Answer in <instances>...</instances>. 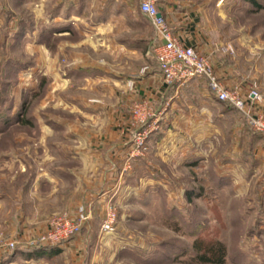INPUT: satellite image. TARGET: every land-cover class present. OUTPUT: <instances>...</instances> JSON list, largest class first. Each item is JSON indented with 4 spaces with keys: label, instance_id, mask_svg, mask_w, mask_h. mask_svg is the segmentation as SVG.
<instances>
[{
    "label": "rangeland",
    "instance_id": "374dc122",
    "mask_svg": "<svg viewBox=\"0 0 264 264\" xmlns=\"http://www.w3.org/2000/svg\"><path fill=\"white\" fill-rule=\"evenodd\" d=\"M185 2L251 80L246 92L264 101V0ZM153 42L138 0H0V237L17 241L0 248V264L81 208L87 219L72 237L86 236L82 246L98 249L102 264H201L197 239L222 242L223 264H264V184L250 174L261 164H245L251 147L230 119L202 156L174 142L184 154L172 160L155 144L160 115L133 83L159 69ZM136 106L149 111L144 124ZM120 140L129 150L119 157ZM107 205L115 219L103 234Z\"/></svg>",
    "mask_w": 264,
    "mask_h": 264
},
{
    "label": "crops",
    "instance_id": "0c3cea01",
    "mask_svg": "<svg viewBox=\"0 0 264 264\" xmlns=\"http://www.w3.org/2000/svg\"><path fill=\"white\" fill-rule=\"evenodd\" d=\"M159 8L182 44L198 49L206 55L222 84L228 88H237L245 97L251 80L247 78V75L239 73L236 60H232L219 50L220 42L219 39L217 40L216 30L211 31V28L202 26L199 9L185 0H161ZM133 83L138 91L139 101L148 102L160 115L156 122L162 129H159L160 133L163 131V134L156 136L155 139L159 141H155L157 142L155 144L165 142L166 148L171 150L166 158L171 157L170 159L176 160L180 157L179 155L184 154L183 151L179 153V150L177 153L174 152L173 143H182V141L191 150L197 149L198 156H202L201 149L205 146L204 144L218 138L223 121L230 119L229 124L234 131L231 130L232 133H238L251 147L249 153L245 155V164H250L249 161L261 164V167L257 168L252 166L250 174L257 176V173H260L258 177H262L261 185L264 184V136L245 127L242 118H239L243 115L237 109L217 101L209 93L204 80L195 79L180 88L168 87L163 83L161 71L158 69V71H149L145 76L138 75L133 79ZM251 107L253 112L264 117V101ZM176 128L180 133H178V139L174 131ZM122 141L120 140L115 146L113 155L118 152L120 157L122 153L125 155L128 153V142ZM82 236H74L62 245L50 246L42 252L36 253V248L19 251L17 249L15 254L11 253L4 263L17 264L22 261L23 264H102L96 252L98 249L82 246V240L86 238Z\"/></svg>",
    "mask_w": 264,
    "mask_h": 264
},
{
    "label": "built area",
    "instance_id": "2783aa9c",
    "mask_svg": "<svg viewBox=\"0 0 264 264\" xmlns=\"http://www.w3.org/2000/svg\"><path fill=\"white\" fill-rule=\"evenodd\" d=\"M161 0H138L139 12L144 15L151 24L154 33L151 53L155 57L163 82L166 86L176 88L184 87L195 79L204 80L209 93L219 102L225 103L237 109L248 125L255 133L264 136V117L253 112L252 107L260 100L256 90L248 91L244 97L237 88H228L218 79L215 69L209 60L200 54L195 48L182 44L178 36L171 30L164 15L160 12ZM136 122L144 124L149 114L146 111L139 115L137 106L133 110ZM150 115V114H149ZM150 129L138 131L132 141L130 156L138 155L144 147V139ZM111 205H107V213L102 220L101 233L108 234L112 231L115 219ZM87 219V212L81 208L75 218L62 215L53 218L50 231L35 240H30L32 248L42 246H59L79 232L81 223ZM0 248L13 250L17 241L1 243ZM1 263V259H0Z\"/></svg>",
    "mask_w": 264,
    "mask_h": 264
},
{
    "label": "trees",
    "instance_id": "16d2710c",
    "mask_svg": "<svg viewBox=\"0 0 264 264\" xmlns=\"http://www.w3.org/2000/svg\"><path fill=\"white\" fill-rule=\"evenodd\" d=\"M256 4L255 1H253ZM259 8L260 6L257 5ZM160 9V8H159ZM161 12V11H160ZM195 248L194 259L201 264H223L225 262L226 247L219 241H203L195 240L193 243ZM50 248V246H42L36 248L35 252H42L43 249Z\"/></svg>",
    "mask_w": 264,
    "mask_h": 264
}]
</instances>
